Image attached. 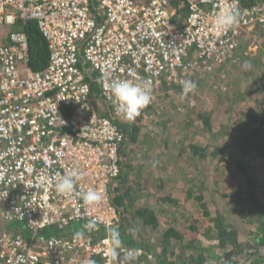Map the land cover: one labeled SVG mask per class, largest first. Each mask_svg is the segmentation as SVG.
Instances as JSON below:
<instances>
[{
  "label": "built area",
  "instance_id": "1",
  "mask_svg": "<svg viewBox=\"0 0 264 264\" xmlns=\"http://www.w3.org/2000/svg\"><path fill=\"white\" fill-rule=\"evenodd\" d=\"M185 1L179 25L169 0H0V218L29 231H0V264L19 255L23 264H129L126 249L136 250L131 264H149L140 245L122 242L112 255L109 233L121 220L113 199L124 141L118 122L154 117L163 85L183 92L199 70L236 63L244 32L264 31V0ZM225 10L239 15L226 31L215 26ZM18 21H34L46 42L41 70L29 64L27 34L12 29ZM109 76L148 83L151 103L132 120L119 116L103 86ZM73 172L81 174L73 192L59 194L55 185ZM93 190L100 199L85 204L81 193ZM91 219L97 225L85 228Z\"/></svg>",
  "mask_w": 264,
  "mask_h": 264
},
{
  "label": "trees",
  "instance_id": "2",
  "mask_svg": "<svg viewBox=\"0 0 264 264\" xmlns=\"http://www.w3.org/2000/svg\"><path fill=\"white\" fill-rule=\"evenodd\" d=\"M243 2L247 3L246 0ZM169 7L175 11L174 19L181 21L177 24L181 25L187 15L186 1L169 0ZM12 29L22 30L27 34L31 68L43 69L47 63L48 49L35 22L18 21ZM249 33L243 36V45H247L255 35L264 40V31L259 28H254ZM243 59L247 60L248 57L243 56ZM252 59L250 64H262L258 54H254ZM233 65L235 64L230 66ZM224 69V66H220L213 72L199 70L192 82H198L201 78L214 81L216 75L219 76ZM243 73H247L246 70ZM87 80L96 95V82L91 76H87ZM162 88L164 93L159 95L158 102L163 100V105L175 102L174 95L167 94L168 87L163 85ZM176 91H179L178 88ZM193 93L192 91L187 94L193 102L184 109L180 127L188 130L187 136L202 129L210 138L216 135L219 143L216 146L202 144L196 134L188 145L179 148L177 157L170 158L168 150L164 151L167 157H163L166 160L160 166L163 175L159 174L155 178L151 170L149 182L145 184L139 177H131L134 166L128 161L127 145L130 141H153L155 137L152 123L155 121L161 123L164 130L154 143L155 147L158 146L163 137L166 139V120L153 117L144 121L138 116L129 124L118 122L124 133V141L120 147V174L113 184V199L121 209V220L116 227L119 229L121 241L126 245L144 247L153 256L149 264H207V258L216 255V258H222L223 262L214 264H264V177L258 178L263 174L257 172L264 167V99L254 104L253 95H249L251 100L243 101L242 108L235 114L233 109L237 107L236 100L242 101L243 97L234 94L230 99L227 94H219L217 108L228 106L221 115H227L229 120L223 126H215L213 121L219 112L212 106L205 112L203 105L198 101L199 97ZM178 94L183 95L180 91ZM221 97L223 100H220ZM94 98L95 103H102L96 96ZM147 111L150 113L152 110L148 108ZM182 129H177V132L168 131L167 138H171V133L176 136ZM142 131L152 132V135L146 137L147 134H144L140 137L139 133ZM222 134L224 136L220 139ZM190 135L188 138H191ZM161 144L162 149L158 148L160 153L169 147L166 140L161 141L159 146ZM189 150L192 151L194 160L184 159L183 155ZM135 166L142 168L145 164ZM169 173L177 174L178 177L182 174L188 175L192 182L187 184L178 179L173 180L174 176L168 179ZM166 183L171 185L170 188H165ZM150 185L155 187L154 191ZM176 185L180 187L176 188ZM162 189L165 194L160 192ZM216 195L220 198L215 201ZM136 225H139L142 232L152 234L151 241L140 239V236L133 238L129 229ZM1 230L10 235L17 232L10 223L4 221L0 222ZM46 230L51 234H63L62 231H54L51 228ZM207 245L213 246V249L204 251L207 249L204 246Z\"/></svg>",
  "mask_w": 264,
  "mask_h": 264
},
{
  "label": "rangeland",
  "instance_id": "3",
  "mask_svg": "<svg viewBox=\"0 0 264 264\" xmlns=\"http://www.w3.org/2000/svg\"><path fill=\"white\" fill-rule=\"evenodd\" d=\"M263 41H264L263 38H261L260 36H256V35L253 36L252 40L246 46L242 45V48L239 52V57H238L239 61H237L238 62L237 64L230 66V67H226L224 70H221L220 74L216 73L219 76L216 75V77L213 79L214 81L209 80L208 78H201L198 80V82H195L196 88L193 91L194 92L193 95H196L199 97L198 101H200V103L203 105L204 111L205 112L208 111L207 109L209 108V106H212L215 108L216 112H219L218 116L213 121L215 126H217V125L223 126L229 120L227 118V115L226 116L221 115V113H223V111L228 106H226V107L223 106L221 108L220 107L217 108L216 101L218 99L219 94H227L230 99H232L234 94H237L238 96L243 97L242 101L236 100L237 101V107H235V109H233V112H235V114L238 113V111L242 108L241 106H242L243 101L249 102L251 100V97L249 95H251V96L253 95V98L255 101L254 104L258 100L264 99V64H263V62H264V42ZM254 54H256V55L258 54V56H261L262 64L259 63V64L255 65V63L252 62L251 67L249 69H245L243 67L244 62L248 61L250 63V59H252V56ZM242 55L245 57H248V59L244 60ZM244 70H246L247 73L244 74L243 73ZM258 74H260V75L258 76ZM219 87H221V89ZM254 90H256V91L252 92ZM178 92L179 91L174 90L173 94H172V95H174L173 97L175 98V102H172V104H170V103L167 104V107H164L162 110H160L161 114L157 113L155 115V118H157V119L160 118V120H166L167 128H166V131L164 133L166 135V139H163L164 138L163 137L158 142V144H157L158 146L155 147V144H154V143H156L155 141L160 138V136L163 134L162 131H164V130L161 128V127H163L161 125V123H156L154 121L152 123L153 131H154L153 135L155 137V139L153 141H151L150 139H146L145 142H143V143H141L140 140H137L136 142L130 141V143L127 145L128 149H129V152H128V159L129 160L128 161L134 166L133 169L131 170V173H130L131 177H133L135 179L140 178V181L144 180L143 184H145V182H149L148 177L150 175L149 172H151V170H153L154 177L155 176L158 177L159 174L161 176L163 175L164 172H163V170H160V168H161L160 166L162 163H164V160H166V158H163V157H167V155L164 154V151L168 150V152H169L168 156L170 158L171 157L172 158L177 157L179 148L184 146V145L185 146L188 145V143H190L189 141L193 140L194 136L196 134L199 136L198 140L202 144L208 143L209 145L216 146L219 143L218 137L216 135H214V137L210 138L208 135L207 136L205 135L207 133H205V131L202 129L197 131L198 133L194 132V133H191V135L189 133L191 138H188L189 135L187 136V133H186L188 130L185 127H182V126L180 127V123H183L180 121H181V117H183L182 113L184 112V109H187L188 106H190L193 101L191 100V98H189V95L183 94L182 92H180L183 94L181 96L180 94H178ZM222 97H224V96H222ZM222 97L220 100H223ZM98 104H100V103H98ZM100 105H102V104H100ZM239 105H240V107H239ZM261 105H263V104L261 103ZM165 108H167V109H165ZM177 129L178 130L182 129V131L180 133H178L176 136L172 135L173 133H171V138H167L168 131L169 132H172V131L177 132L178 131ZM144 134H147L146 137H150V135H152V132H146L145 133V131H142V133H139V136L142 137ZM184 136L186 137L188 142L183 139ZM222 136H224V134L220 135L219 138L221 139ZM164 140H166L169 143V147H168V149H166V148L163 149L162 153H160L158 151V148H159V150L162 149L161 147L163 144H161L159 146V143L161 141H164ZM183 157H184V159L187 158L188 160L189 159H192V160L195 159L193 157L191 150H189L188 152H185ZM140 163H144L145 166L142 168H139V166H135L136 164L140 165ZM208 169H210V168H208ZM147 170H148V172H147ZM187 171H189L188 168H187ZM257 172H258V174H263L262 176H260L258 178L261 179L262 177H264V167L262 169H258ZM200 174L201 173H199V175ZM172 176H174L173 180L178 179V181H181V182L183 181V183L185 182L187 184L192 182V181H190L191 178L188 175L182 174L180 177H178L177 174L169 173L167 178L170 179V178H172ZM165 185H166L165 188H170L169 183H166ZM150 186L153 188V191H154L155 187L152 185H150ZM179 187H180V185H176V188H179ZM160 192L165 194L164 189H162V191H160ZM219 198H220L219 195H216L215 201L218 200ZM220 208L222 209L223 207L221 206ZM2 221L3 220L0 219V222H2ZM131 224H133L132 221H131ZM10 225H12L15 229H17L18 230L17 232H21L23 234L29 233V231L26 228H24V226L21 222H15L14 221V222H11ZM19 229H22V230L20 231ZM130 229H135L137 232V236H140V239L142 238L143 240H145L147 242L151 241V238L153 237L152 234H149L147 232H145V233L142 232V229L139 227V225H136ZM44 233H47V234L50 233L51 234V232H49V230L44 231ZM204 247H207V249L204 251H207L210 248L213 249V246L211 247L209 245L204 246ZM216 256L215 257H208L207 258V260H208L207 264H214V263L220 262V261L223 262L222 258H216Z\"/></svg>",
  "mask_w": 264,
  "mask_h": 264
},
{
  "label": "clouds",
  "instance_id": "4",
  "mask_svg": "<svg viewBox=\"0 0 264 264\" xmlns=\"http://www.w3.org/2000/svg\"><path fill=\"white\" fill-rule=\"evenodd\" d=\"M238 20H239V15L237 11L225 10L216 15L215 26L219 30L226 31L232 28L236 23H238ZM250 31H252V29L248 30L247 32H244L242 36L240 37V47L236 51L237 61L239 57V52L243 45L241 40L243 36L246 33H249ZM224 67L226 68L230 66H224ZM243 67L245 69H249L251 67V64L248 61H245ZM104 78H105L104 76L101 77V83H103ZM103 86L107 89V91L110 94L109 99L111 103L115 106L116 113L126 120H132L136 116H138L140 112L151 103V100H152L151 87L146 82L139 83V82H133L127 79L111 78L109 76L108 82L104 83ZM195 88H196V84L194 82L185 81L183 82V92L182 91L180 92H182L183 94H187L189 92L194 91ZM166 91L168 95L173 94V91L171 92H168V90ZM163 93H164V90H161L160 94H163ZM162 103H163V100H161L158 103V105L153 109V113L155 115L157 113L161 114L160 110H162L164 107H167V105L165 104L163 105ZM99 110H100V107H99ZM80 175L81 174L77 172L65 174L59 180V182L55 185L56 191L61 195H68L72 193L75 187L76 180L79 179ZM81 196L85 204H93L97 200L100 199L99 193H97L94 190L81 193ZM97 223L98 221L96 219H91L89 220L88 224L85 225V228L91 229L94 226H96ZM129 233L133 236V238L137 236V232L135 229H129ZM81 236H82V233L80 232L75 233L76 238H79ZM109 239L112 242V255L113 256L120 255L119 250L123 248V244L121 241V235H120L118 228L116 227L112 228V230L109 233ZM124 255L127 261L129 262V264H131V262L134 261L136 258V250L126 249L124 250ZM23 261H24L23 255H19L16 257V264H23ZM88 264H91V262H88Z\"/></svg>",
  "mask_w": 264,
  "mask_h": 264
},
{
  "label": "crops",
  "instance_id": "5",
  "mask_svg": "<svg viewBox=\"0 0 264 264\" xmlns=\"http://www.w3.org/2000/svg\"><path fill=\"white\" fill-rule=\"evenodd\" d=\"M15 231H17V230H15ZM54 231H56V230H54Z\"/></svg>",
  "mask_w": 264,
  "mask_h": 264
}]
</instances>
